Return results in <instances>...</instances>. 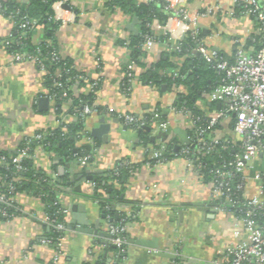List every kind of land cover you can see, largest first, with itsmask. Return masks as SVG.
I'll return each mask as SVG.
<instances>
[{"label": "crops", "instance_id": "0c3cea01", "mask_svg": "<svg viewBox=\"0 0 264 264\" xmlns=\"http://www.w3.org/2000/svg\"><path fill=\"white\" fill-rule=\"evenodd\" d=\"M134 1L137 6L148 3ZM258 1L264 7V0ZM185 6L196 17L199 38L208 52H217L234 62L239 50L248 54L256 50L253 42L257 22L238 16L236 0H186ZM53 10L60 23L57 50L76 72L85 74L90 81L101 80L92 103L95 113L86 119L76 140L77 149L83 148L90 157L93 154L86 167L79 157L70 159L68 151L47 152L41 146L35 150V165L59 182L57 195L66 210L60 264H114L115 260L118 264H213L217 252L236 240L231 219L223 215L212 198L209 181L197 164L181 155L156 165L148 163L151 150L166 151L171 146L179 154L189 142V122L173 110L179 92L186 89L143 80L144 74L162 61L173 60L176 36L170 38L169 44L155 42L150 49L142 48L144 56L135 59L130 46L144 24V18L137 13L120 7L111 9L110 0H60ZM208 10L213 13L203 15ZM165 24L154 21L149 27L153 34L162 35ZM14 27L12 18L0 14V149L12 153L18 151L25 137L39 132L49 134L63 126L67 129L72 121H78L70 113L71 98L57 110L44 85L45 73L35 61L20 62L8 53L4 43L11 39ZM175 28L180 31L178 26ZM31 40L34 45L44 42L43 27L34 30ZM161 70V74L166 72ZM128 71L136 75L130 90L124 86ZM69 91L73 96L92 93L89 84L76 81ZM43 97L50 100L45 110L39 105ZM197 105L207 115L223 108L222 103L209 102L207 96ZM127 115L138 118L143 127L125 125ZM102 117L110 128L102 134L95 133ZM213 136L232 138V120H226ZM144 140L147 146L142 144ZM122 161L140 167L130 178L121 200L113 202L114 216L106 218L94 199L93 179ZM14 203L20 213L0 219V264H54L56 250L43 242L51 229L44 202L23 193L15 196ZM125 215L131 221L125 224L127 248L120 259L108 250L112 238L77 229L79 220H84L83 227L109 234L110 227ZM73 222L76 228L69 229ZM90 250L96 254L90 256Z\"/></svg>", "mask_w": 264, "mask_h": 264}, {"label": "built area", "instance_id": "2783aa9c", "mask_svg": "<svg viewBox=\"0 0 264 264\" xmlns=\"http://www.w3.org/2000/svg\"><path fill=\"white\" fill-rule=\"evenodd\" d=\"M164 1L166 2L165 10L171 15L166 26L162 29L169 38L173 39L176 36L178 41L174 48L181 51L182 40L186 37L192 38L198 42L195 51L199 52L202 58L222 76L220 85L207 95L209 102L222 103V109L204 116L201 121L185 110H179L176 106L173 108L180 117L188 120L189 130L194 131V137H188V146L181 150V156L194 163L197 162L200 167L205 158L213 156L219 159L209 171L211 195L218 204V209L231 219L232 236L236 243L219 250L213 264H264V7L258 0H236L238 6L243 7L244 16L253 18L257 22L256 35L258 39L256 42L259 47L250 54L239 50L236 53L235 61L231 63L217 52H208L204 48L199 38L200 30L197 19L185 6L186 0ZM212 13L213 10H208L203 15ZM174 25L178 26L180 31H176V28H173ZM20 28L24 29V35L30 30L42 27L36 21H26ZM178 32L180 33L178 34ZM154 44L155 41L151 37H147L143 48L150 49ZM37 46L39 53L41 52V43ZM12 55L20 62L33 60L44 73L47 71L43 61L37 56L19 53ZM63 59L64 56L58 50L51 53L52 62L60 63ZM67 72L64 68L56 70V88L64 87L63 83L58 82V79ZM174 77H178L177 72L174 73ZM125 79L124 86L130 90L136 75L134 72L128 71L125 74ZM75 81L89 84L92 93L98 92L101 85L100 79L90 81L85 74H79L75 77ZM69 90L70 86H67L63 93L64 99H70ZM49 97L55 101L56 95H49ZM74 111L82 120H86L95 113L89 105L82 106L80 110L74 108ZM226 120H232L233 137H214L213 134L221 128ZM64 123L68 124L66 120ZM124 124L131 127L137 125L138 128H142L144 125L132 115L124 117ZM62 128L66 130V126ZM46 135H48L46 132H39L22 140L25 147L18 151V156L13 160L18 170H21V162L24 159H34L35 161V153H31V144L33 140H43ZM165 152V150L153 149L149 152V159L156 160L157 164L166 162ZM224 152L230 153V159L223 157ZM192 155L194 160L191 159ZM90 158L89 155H80L79 161L85 166ZM0 204L13 206L12 201L7 199L1 191ZM61 210L65 215L66 210L63 208ZM0 213L7 219L12 217L5 210ZM46 222L58 232L66 230L63 223L56 222L48 215ZM125 231L124 224L112 226L109 230V235L112 236L111 244L119 249L116 259H120V256L125 253L127 244ZM62 239L63 237L54 241L48 238L43 241L45 244L52 245L56 250L54 264H60L64 255ZM95 252V250H90L89 255L94 256ZM114 264H118L116 260Z\"/></svg>", "mask_w": 264, "mask_h": 264}, {"label": "trees", "instance_id": "16d2710c", "mask_svg": "<svg viewBox=\"0 0 264 264\" xmlns=\"http://www.w3.org/2000/svg\"><path fill=\"white\" fill-rule=\"evenodd\" d=\"M60 0H28L27 4H19L14 0H0V14L4 17L12 18L15 22L13 35L8 42H5V48L10 54H24L30 56L39 57L47 71L44 74V85L49 90V95L55 94V103L57 110L59 106L68 101L63 98V93L67 89V86H71L75 82V77L80 73L76 72L72 64L68 59L64 58L60 63H54L51 61V53L56 48V33L60 28V23L54 17L53 5ZM165 2L163 0H154L146 4L136 5L134 0H110V7H120L127 11H133L140 17L144 18V24L139 36L132 39L131 48L135 59H139L143 54V45L147 37H151L156 43H171L168 35L153 34L149 25L158 21L161 24H165L170 12L165 10ZM238 16H244V9L242 6L237 7ZM26 21H36L38 25L42 26L45 31V40L41 43V52L38 53V46L32 43L31 37L34 30H30L27 34H24V29L20 26ZM23 36V37H22ZM22 37V38H21ZM256 37V41H257ZM253 42L255 49H258V42ZM6 43H9L8 45ZM181 51L172 48L171 57L172 61H162L158 67L152 68L143 76V80L148 83L159 84L165 83L169 88H180L181 86L186 89L184 93L179 92L175 102V106L179 110H185L191 113L198 119L204 118L207 114L198 107V102L204 100L222 81V76L208 64L205 60L197 57L195 49L198 46V42L192 40L190 37H186L182 40ZM233 63V62H231ZM58 68H64L67 73L62 75V78L58 79V82L63 83V88H56L55 86V72ZM161 69L164 72L161 74ZM170 73H169V72ZM178 73V77H174V73ZM126 81V80H125ZM82 83V82H80ZM96 93L81 94L79 96H73L71 91H68L69 98L72 100V109L70 113L73 118H77L78 121H72L67 129L60 128L54 132H50L41 141H34L31 144V153H35L38 146H41L47 152H56L62 154L64 151L69 152V158L74 159L80 157V155H86L87 151L83 148H76V140L80 137V133L83 132L84 122L79 118L78 113L74 111V108L80 110L82 106L89 105L92 107V103L96 97ZM70 100V99H69ZM214 104V103H213ZM214 110V105L211 111ZM101 115H104L99 110ZM201 120V121H202ZM150 123V122H149ZM135 129H140L137 125L132 126ZM189 137H194V131L189 130ZM72 137L76 139L72 140ZM144 137V136H143ZM145 139V138H144ZM147 146L146 140L142 142ZM188 144L184 145L187 147ZM25 144L22 142L18 151L24 148ZM12 153L0 149V191L6 196L7 199L12 201L13 206H6L0 204V211H6L9 216H16L20 213L17 209L14 198L18 194H27L36 196L42 199L45 204L47 215L54 219L56 222H60L66 225L65 215L62 213V207L58 199V185L59 182L53 177L49 176L45 171L38 168L35 165L34 159H24L21 162V170H18L16 163L13 160L18 156L19 152ZM176 155L174 149L170 146L166 150L164 157L166 160L172 159ZM230 153L224 152L223 157L230 159ZM93 154L91 155L92 159ZM194 160V156H191ZM219 161L218 157H208L202 160L201 167L199 166L201 173L204 175L207 181H210L209 171L213 167L214 163ZM150 165H156V160H148ZM86 167V166H85ZM138 165H130L125 161H122L118 166L110 171L105 172L101 176L94 177L95 191L94 199L100 205L102 214L104 217H113L115 209L113 202L120 201L123 191L125 190L130 178L134 173L139 170ZM11 217V218H12ZM0 219H7L0 213ZM10 219V218H8ZM131 221L126 215L121 218L118 224H126ZM66 231V230H65ZM65 231L58 232L54 228L50 229L48 238L57 241L64 237ZM126 236V235H125ZM108 250L115 255L119 253V249L112 244L107 245ZM127 247L125 246V249ZM104 262H106L104 260Z\"/></svg>", "mask_w": 264, "mask_h": 264}, {"label": "water", "instance_id": "95a60500", "mask_svg": "<svg viewBox=\"0 0 264 264\" xmlns=\"http://www.w3.org/2000/svg\"><path fill=\"white\" fill-rule=\"evenodd\" d=\"M49 102H50V100L47 97L40 98L39 99V105H40L41 109L42 110L47 109L48 105H49ZM100 123H101V125H100V127L97 130H95L96 131L95 133L102 134V133H104L105 131H107L110 128V124H108L106 122L105 118H101ZM75 223L76 222H73L69 226V229L76 228V226H75L76 224ZM79 224H80V227L77 228L79 232L88 233V234H96V235H101V236H108L109 238H112V236L109 235V234L99 233V231H95V230H91L89 228L83 227V226H86V222L84 220H79ZM98 227H99V225H97V228Z\"/></svg>", "mask_w": 264, "mask_h": 264}]
</instances>
